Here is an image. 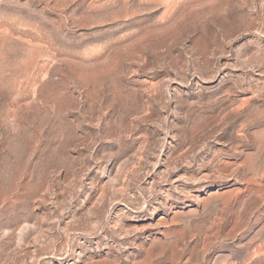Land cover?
<instances>
[{
  "label": "rangeland",
  "instance_id": "obj_1",
  "mask_svg": "<svg viewBox=\"0 0 264 264\" xmlns=\"http://www.w3.org/2000/svg\"><path fill=\"white\" fill-rule=\"evenodd\" d=\"M0 264H264V0H0Z\"/></svg>",
  "mask_w": 264,
  "mask_h": 264
}]
</instances>
